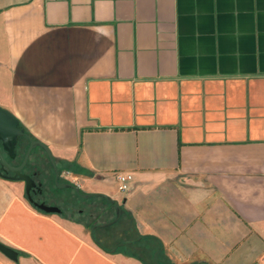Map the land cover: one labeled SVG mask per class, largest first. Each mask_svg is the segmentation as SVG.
<instances>
[{
    "label": "crops",
    "instance_id": "crops-1",
    "mask_svg": "<svg viewBox=\"0 0 264 264\" xmlns=\"http://www.w3.org/2000/svg\"><path fill=\"white\" fill-rule=\"evenodd\" d=\"M0 107L131 236L0 179V264H264V0H0Z\"/></svg>",
    "mask_w": 264,
    "mask_h": 264
},
{
    "label": "flooded vegetation",
    "instance_id": "flooded-vegetation-1",
    "mask_svg": "<svg viewBox=\"0 0 264 264\" xmlns=\"http://www.w3.org/2000/svg\"><path fill=\"white\" fill-rule=\"evenodd\" d=\"M20 129L24 131V134L18 138V142L13 152L14 157H11L10 153L4 149L2 142L0 141V154L4 157L6 163L14 168H18L24 164L30 147L35 141H39L33 135L28 133L21 123ZM35 153H39L41 157L51 163V169H49V171L47 170L45 174L43 169L39 168V162L32 161V157ZM53 161L54 163H52L47 153L41 147L37 146L31 150L25 166L20 171L22 175L28 177L30 180L29 192L26 191L28 181L18 179L19 175L13 172L8 166L0 164V179L10 184L19 185L24 199L38 211L47 213L38 207L39 205L45 204L49 207L60 209V212L52 214H69L75 211L79 212L81 215L86 213L87 218L85 221H88V226L92 229V231L100 229L99 227L94 230V227L107 223L104 222V220L101 222H98V220L105 217L108 209L109 211L112 210L115 213L112 220L116 218V211L113 206L107 202V200L95 197L91 199L83 198V195L87 193H102L87 192L82 184L72 181L67 177L68 172L61 169L57 165L54 157ZM45 179H47L49 183L45 182ZM71 184L78 187L79 190L76 191L75 188L71 187L64 189L59 188L60 185ZM47 187H51L52 189L49 193L46 190ZM62 191H64V194L60 193ZM92 200L94 202H91Z\"/></svg>",
    "mask_w": 264,
    "mask_h": 264
},
{
    "label": "water",
    "instance_id": "water-1",
    "mask_svg": "<svg viewBox=\"0 0 264 264\" xmlns=\"http://www.w3.org/2000/svg\"><path fill=\"white\" fill-rule=\"evenodd\" d=\"M24 134V131L20 129V121L14 116V114H12L10 111L0 107V141L2 142V145L4 147V149L10 153L11 157H14V149L16 147V144L18 142V138L20 136H22ZM41 147L48 155V157L50 158V160L52 161V163H54L53 161V156L52 153L50 151V149L48 148V146L46 144H44L41 141H35L32 146L29 149V152L27 154L26 160L24 162V164L18 168H14L9 166L4 157L0 154V164L4 165V166H8L13 172H15L17 175H19L20 180H26L28 181V185H27V190L29 192L30 189V180L28 177L22 175L20 173V171L23 169V167L25 166V163L29 157V154L31 152V150L35 147ZM75 188L76 191H78V187L74 186V185H60L59 188L64 189V188ZM103 198L105 200H107L115 209L116 211V218L110 222L101 224L99 226L94 227V230H96L97 228H106L109 227L113 224H115L116 222L119 221V219L121 218V216L124 214V210L122 209L120 203L114 199H112L110 196L105 195V194H93V193H87L83 195V198L85 199H91V198ZM41 210L47 212V213H58L60 212V209L55 208V207H49L45 204L39 205L38 206ZM93 239L95 240L94 235H92ZM95 242L100 246L103 247V245L95 240ZM0 252L5 255L7 258H9L12 261L17 262L18 261V252L16 250H14L13 248L5 245L4 243L0 242Z\"/></svg>",
    "mask_w": 264,
    "mask_h": 264
},
{
    "label": "rangeland",
    "instance_id": "rangeland-1",
    "mask_svg": "<svg viewBox=\"0 0 264 264\" xmlns=\"http://www.w3.org/2000/svg\"><path fill=\"white\" fill-rule=\"evenodd\" d=\"M32 161L39 162V164H40L39 168L43 169L44 174L46 173L47 170L49 171V169H51V163L49 161H47L45 158L41 157V155L39 153H35V155H33ZM45 182L49 183V181L47 179H45ZM46 190L49 193L52 189H51V187H47ZM60 193L64 194V191H62ZM91 202H94V201L92 200ZM104 219H106V217H102L101 219L98 220V222H101ZM123 222H124L123 224H121L122 223V221H121V222H118V223H116L115 225H113L111 227H108V228H100L99 230L95 231V236L98 237V235L100 233H102L103 231L114 232V233L116 232V234L119 237V239L125 242L131 236L129 234H127V235L124 234L122 237H120V235H119L120 228H122V225L126 227L125 224L128 223L127 219H125ZM124 247H125V251L132 248V246H129V245H125ZM20 263H21V260L19 261L18 264H20Z\"/></svg>",
    "mask_w": 264,
    "mask_h": 264
},
{
    "label": "built area",
    "instance_id": "built-area-1",
    "mask_svg": "<svg viewBox=\"0 0 264 264\" xmlns=\"http://www.w3.org/2000/svg\"><path fill=\"white\" fill-rule=\"evenodd\" d=\"M116 181L118 188L122 193H127L131 189V185L134 181V176L129 173H120L116 175Z\"/></svg>",
    "mask_w": 264,
    "mask_h": 264
}]
</instances>
